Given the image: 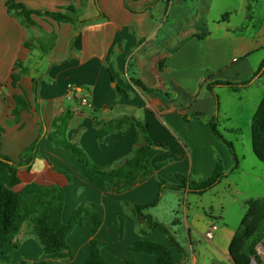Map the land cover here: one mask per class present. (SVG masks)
Listing matches in <instances>:
<instances>
[{"label": "crops", "instance_id": "0c3cea01", "mask_svg": "<svg viewBox=\"0 0 264 264\" xmlns=\"http://www.w3.org/2000/svg\"><path fill=\"white\" fill-rule=\"evenodd\" d=\"M8 1L0 0L2 154L18 161L40 134L54 130V119L67 110L72 114L67 138L85 149L97 165L115 167L133 156L138 126L130 117L146 125L154 143L166 145L140 179L117 180L105 190L84 175L74 155L45 137L39 150L42 156L30 170L20 171L21 182L14 188L23 204L30 203L36 183L64 187V221L81 202L101 204L104 221L96 239L105 258L114 263L155 264V255L129 249L148 238L169 245L177 263L198 264L192 237L200 235L213 246L221 263L235 264L230 242L247 211V201L264 198V162L254 153L252 133L246 151L237 147L238 140L236 145L223 135L239 158V167L233 169L234 156L213 134L208 119L217 117L220 126V122L235 121L245 108L253 118L264 97V69L257 74L264 63V0H14L33 10L75 8L72 21L32 14L34 23L10 13ZM15 72L21 75L17 81L21 87L12 84ZM252 78L247 86L208 87L222 80ZM70 83L82 88L73 100L66 97ZM196 113L203 117H192ZM97 122L117 127L98 141ZM218 163L225 176L212 189L193 193L192 202L185 189L166 187L160 194V177L169 184H180L177 174L202 181ZM52 165L72 174L73 182ZM0 177L8 178V169L1 163ZM207 195H213L209 203ZM125 202H156L148 213L177 238L185 232L190 253L187 250L185 256L172 246L161 230L140 234L138 220ZM199 203L203 209L208 206L205 216L198 211ZM120 218L124 220L122 239ZM82 224L87 228L81 233ZM82 224L67 238L70 246L82 252L77 260L79 255L73 251L72 261L77 264H85L91 239L90 222ZM212 224L218 227L213 239L207 240L205 233ZM139 226L146 228L145 221ZM26 227L17 236L20 247L11 253V264L45 257L32 226L24 231Z\"/></svg>", "mask_w": 264, "mask_h": 264}, {"label": "trees", "instance_id": "16d2710c", "mask_svg": "<svg viewBox=\"0 0 264 264\" xmlns=\"http://www.w3.org/2000/svg\"><path fill=\"white\" fill-rule=\"evenodd\" d=\"M8 11L12 14L23 17L28 22L34 23L32 14L46 15L59 22L72 21L71 12H75L73 6H68L66 11L33 10L27 8L23 3L9 0L7 2ZM19 65V62H18ZM264 68V63L257 74ZM20 73L15 72L12 76V84L20 86L17 81ZM253 78L243 82L218 81L210 83L208 87L212 90L215 85L221 86H247ZM34 83L37 81L34 80ZM136 86L147 90L140 81L134 80ZM21 87V86H20ZM19 100V96H16ZM14 112H19L16 108ZM72 117L70 111H65L61 116L54 119L52 123L53 131L40 134L35 141L21 154L18 161L2 154V133L4 128L0 125V163L8 169V178L0 177V260L8 262L11 253L20 247V240L17 238L25 222L30 221L32 230L41 244L45 257L35 261H23L22 264H50L54 261H71L74 258L72 247L68 243V235L77 225H81L85 220L90 222L89 253L85 264H139L134 260L124 263H114L103 255L96 233L104 221V208L99 203L81 202L73 211L68 221L63 220L66 191L62 185L36 183L30 203L23 204L22 196L14 190L20 184L19 173L22 169L30 170L35 160L42 156L39 152L42 140L47 137L54 146L68 150L78 160L79 166L84 175L93 183L107 189L117 180L140 179L143 172L152 168L153 158L166 148L164 144L154 143L147 131L144 123L134 120L138 126L135 138L136 147L133 156L128 157L120 165L100 166L94 163L85 149L78 143L69 140L66 136L69 122ZM192 117H203V113H196ZM119 123V122H118ZM100 125L98 130V141H102L107 130L117 127V124ZM208 126L213 134L230 148L234 156V167H239V158L236 154L234 145L228 141L218 129L217 117L208 119ZM252 146L256 156L264 162V97L262 98L251 122ZM53 169L66 176L69 183L73 182V176L65 169L52 165ZM221 163H218L210 177L202 181L192 180L187 174H177L180 184H170L174 189H186L188 192L204 193L215 187L225 176ZM166 179L159 178L160 194L164 190ZM154 203L131 204L125 202V207H131L134 216L138 220V231L140 234L148 236L151 229H158L168 234L170 243L186 256V249L181 246L176 236L170 231L168 226L156 221L148 210L155 205ZM146 223V228L139 226L140 222ZM124 235V220H119V238ZM264 240V198L251 199L247 201V211L240 222L229 246L230 258L235 264H252V256L259 259L257 246ZM134 252L147 253L156 256L155 264H182L173 259L169 245L157 241L142 238L135 244L129 246ZM20 263V264H21Z\"/></svg>", "mask_w": 264, "mask_h": 264}, {"label": "rangeland", "instance_id": "374dc122", "mask_svg": "<svg viewBox=\"0 0 264 264\" xmlns=\"http://www.w3.org/2000/svg\"><path fill=\"white\" fill-rule=\"evenodd\" d=\"M245 102H246V99L244 98L243 103H245ZM244 105H246V104H244ZM248 112H249V110H247V108H245V110H243V114H240V115H237L236 114V118L234 119L236 121V123H235V121H233V122H226V123L220 122V126H218L219 131L227 139H231L232 141H234V143H236V145H237V140H238L239 142H238L237 147L240 148V149L242 148L245 151H246V147H248V142L250 143V136H251V120H252V116H250V114L248 115ZM232 126L233 127H238L239 129H237V131L230 132L229 130L226 131L225 128H224V127H232ZM262 166H264V165H262ZM187 176L189 177L188 174H187ZM158 182H159V179H158ZM166 184H168V186H166V187H169L170 184H169V182L167 180H166ZM166 187H164V189ZM188 193L190 195V198L188 199V202H190V201L192 202L193 201V198H194V195H192L193 192H188ZM212 196L213 195H209V196L207 195L205 197V202L206 203H209V201L211 200V197ZM182 203H183V205L181 206L180 213H181V216L183 218V216L185 214L184 213V210H183V207H184V199H183V202ZM165 211L166 210H164V212ZM198 211H199V213L201 215H204L205 216L204 211L209 212V209H208V206L207 205H206V209H203L202 204L199 203ZM186 213H188V211H186ZM25 225H27L28 227H26L24 231H29V228H31V226H32L31 223H30V221L25 222ZM84 226H83V224L80 226L81 227V230H80L81 233L82 232H86V228L87 227H86V225H84ZM170 231L175 235V233L172 230H170ZM165 234L168 236L167 233H165ZM185 234H186L185 232H183L182 235H179L178 234V237L179 238H177V237L176 238H177L178 242L181 244V246L184 247L186 249V251L188 250V252L190 253L191 249H190L189 241L187 240V237H185ZM23 237H24V235H23ZM192 241H193V244H194V249H197L196 252H195V255L197 256V259H198V262H199L198 264H200V262H202V263L205 262L206 264H223V263L220 262L222 260L219 259V257L217 256V254L215 255L212 252L213 251V249H212L213 246L210 245V243H208L200 235L199 236H194L193 235ZM259 244L257 246V250L260 249L261 254L259 255L260 256L259 259L256 258V260H257V263L256 264H260V263L261 264H264V255L262 254V251H264V245H259ZM259 246H260V248H259ZM71 247H72V249L74 251L75 248H73V246H71ZM75 251H77V253L79 255V258H77V260H80L81 257H82V252H80L78 249L75 250ZM10 255L12 257V254H10ZM20 257H24V256L23 255H20ZM11 259H10V261H11ZM10 261L5 262V263L6 264H11ZM23 261H25V260H23ZM0 262L4 264V261L0 260ZM51 263L52 264H77L78 261L74 262L72 260L71 261H61L60 260V261H54V262H51Z\"/></svg>", "mask_w": 264, "mask_h": 264}, {"label": "built area", "instance_id": "2783aa9c", "mask_svg": "<svg viewBox=\"0 0 264 264\" xmlns=\"http://www.w3.org/2000/svg\"><path fill=\"white\" fill-rule=\"evenodd\" d=\"M81 87L76 85V84H73V83H70L68 85V90H67V93H66V97L68 100H73L76 96V93L77 92H80L81 91ZM217 224H212L210 226V228L206 231L205 233V237L207 240H211L213 239L214 237V231L217 229ZM257 263V260L255 258V256H252V264H256ZM261 264V263H260Z\"/></svg>", "mask_w": 264, "mask_h": 264}, {"label": "water", "instance_id": "95a60500", "mask_svg": "<svg viewBox=\"0 0 264 264\" xmlns=\"http://www.w3.org/2000/svg\"><path fill=\"white\" fill-rule=\"evenodd\" d=\"M259 245H264V240H263V241H261ZM259 247H260V246H259Z\"/></svg>", "mask_w": 264, "mask_h": 264}, {"label": "bare ground", "instance_id": "6f19581e", "mask_svg": "<svg viewBox=\"0 0 264 264\" xmlns=\"http://www.w3.org/2000/svg\"><path fill=\"white\" fill-rule=\"evenodd\" d=\"M262 254L264 255V251H262Z\"/></svg>", "mask_w": 264, "mask_h": 264}]
</instances>
